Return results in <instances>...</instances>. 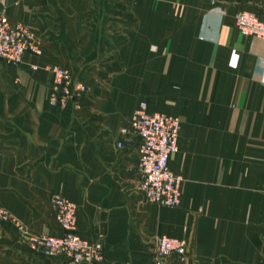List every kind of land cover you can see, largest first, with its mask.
<instances>
[{
	"label": "crops",
	"instance_id": "crops-1",
	"mask_svg": "<svg viewBox=\"0 0 264 264\" xmlns=\"http://www.w3.org/2000/svg\"><path fill=\"white\" fill-rule=\"evenodd\" d=\"M264 0H0L40 42L0 62V208L30 234L60 235L55 193L76 206L77 233L101 240L98 264H152L161 236L183 239V264H264V40L233 16ZM36 66L37 69L32 68ZM89 91L78 107L48 103L47 67ZM145 103L177 117L180 203L138 191V140L119 130ZM0 264H74L29 250L0 224Z\"/></svg>",
	"mask_w": 264,
	"mask_h": 264
},
{
	"label": "built area",
	"instance_id": "built-area-1",
	"mask_svg": "<svg viewBox=\"0 0 264 264\" xmlns=\"http://www.w3.org/2000/svg\"><path fill=\"white\" fill-rule=\"evenodd\" d=\"M261 15L241 10L233 19L237 30L244 37L264 40V4ZM40 56V42L23 24L9 22L0 11V62L18 66L25 54ZM36 70L37 67L32 68ZM51 75L48 103L64 109L70 102L75 108L89 88L81 81H73L70 72L60 66L47 67ZM180 121L177 117L161 113H148L145 103H140L129 121L119 130L120 141L133 136L138 140L137 172L138 191L142 200L161 207H176L180 203L182 179L168 166L170 155L178 151ZM51 207L60 235L30 234L16 222L9 212L0 208V224L11 222L23 237L29 250L46 257H60L74 264H98L103 260L101 240L88 241L77 233L76 206L67 197L55 193L51 196ZM188 254L185 240L161 236L153 247L152 264H183Z\"/></svg>",
	"mask_w": 264,
	"mask_h": 264
},
{
	"label": "rangeland",
	"instance_id": "rangeland-1",
	"mask_svg": "<svg viewBox=\"0 0 264 264\" xmlns=\"http://www.w3.org/2000/svg\"><path fill=\"white\" fill-rule=\"evenodd\" d=\"M1 209H3V208H1Z\"/></svg>",
	"mask_w": 264,
	"mask_h": 264
}]
</instances>
